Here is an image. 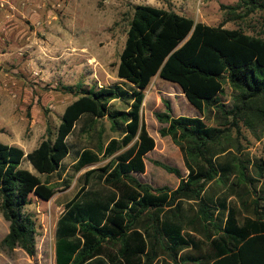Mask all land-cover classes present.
<instances>
[{
  "label": "trees",
  "instance_id": "obj_1",
  "mask_svg": "<svg viewBox=\"0 0 264 264\" xmlns=\"http://www.w3.org/2000/svg\"><path fill=\"white\" fill-rule=\"evenodd\" d=\"M221 8L224 19L209 25L171 9L134 5L117 67L120 81L89 88L64 85L76 99L57 129L48 127L30 152L0 141V212L9 222L1 241L5 250L21 248L31 258L37 254V223L26 208L33 196L48 201L57 193L52 176L75 147V173L105 162L78 179L76 194L65 203L55 231L56 264H137L151 250L141 232L146 222L156 243L161 231L167 233L163 246L174 259L192 243L200 249V242L181 233L189 226L209 243L207 253L191 257L194 263L264 264V197L257 189L264 159L244 153L247 133L257 140L264 136V0H238ZM254 15L263 21L257 33L225 27ZM157 75L177 84L200 113L217 112V124L209 125L203 115H175L164 99L165 110L154 113L162 124L159 134L172 139L188 170L184 176L179 167L153 161L176 175L175 189L134 175L146 171V156L158 145L143 110ZM227 84L231 106L223 100ZM117 100L124 107H117ZM103 119L114 133L108 139L106 127L99 125ZM78 124L87 142L71 145ZM25 159L36 173L21 166ZM72 181L73 176L65 186ZM234 198L250 214L242 223ZM117 242L121 246L114 251Z\"/></svg>",
  "mask_w": 264,
  "mask_h": 264
},
{
  "label": "rangeland",
  "instance_id": "obj_2",
  "mask_svg": "<svg viewBox=\"0 0 264 264\" xmlns=\"http://www.w3.org/2000/svg\"><path fill=\"white\" fill-rule=\"evenodd\" d=\"M238 0H10L0 1V15L8 13L11 19L0 20V141L22 147L26 153L35 149L47 135V128L57 129L65 107L76 99L65 93L64 85L83 84V87L108 86L119 82L117 67L126 41L128 23L136 4L151 3L157 7L176 10L209 25H218L226 14L222 4L234 5ZM261 15H254L242 22L230 21L227 28H243L248 33L262 29ZM168 86L171 82L158 78L147 88L148 95L143 105L144 120L149 133L158 144L147 156L145 174H136L153 185H168L173 188L178 179L175 174L153 163L154 160L180 166L187 173L180 149L168 137H161L162 126L155 118L156 111L165 110L164 99L171 97L175 114L184 116L203 115L209 125H216L217 112L206 110L200 113L186 98L181 101L180 91ZM160 86V88H158ZM178 87V86H177ZM158 91V103L153 106V91ZM232 89L225 86L224 103L231 106ZM117 107H124L120 101ZM153 106V107H152ZM107 129L105 138L114 135L107 119L99 121ZM76 132L69 138L71 145L87 142ZM244 142L245 155L264 159V136L255 139L249 133ZM79 135V136H78ZM82 143V144H83ZM64 160L63 168L52 176L59 190L48 201L33 196L27 211L33 214L37 223L36 240L39 255L34 259L16 248L12 252L1 246L9 231V222L0 212V264H55L54 237L58 218L65 203L78 190L80 173L93 169L84 168L75 175L72 184L65 186L75 173L73 163L75 152ZM105 161L96 165L98 167ZM22 167L33 170L25 159ZM36 173V172H35ZM45 179V176H41ZM257 189L264 197V179L257 183ZM255 193L252 194L253 199ZM233 201L241 207L238 199ZM261 203L264 201L261 200Z\"/></svg>",
  "mask_w": 264,
  "mask_h": 264
},
{
  "label": "crops",
  "instance_id": "obj_3",
  "mask_svg": "<svg viewBox=\"0 0 264 264\" xmlns=\"http://www.w3.org/2000/svg\"><path fill=\"white\" fill-rule=\"evenodd\" d=\"M1 2H7V1H10V0H0ZM25 0H21V2H24ZM147 4H151V3H147ZM151 5H153V4H151ZM161 8H163V7H161ZM174 11H176V10H174ZM177 13H179L178 11H176ZM181 14V13H180ZM12 17H11V15H9L8 13H3V15H0V20H7V19H11ZM158 78H160L158 75L157 76H155L154 78H153V80H152V82H151V85H152V83L154 82V80L155 79H157V81H158ZM160 84V86H164L166 89L165 90H168L169 88H173L175 91H180L181 93V95H180V99H181V101H183L184 100V98H186L185 97V95H184V93L182 92V89L177 85V84H175V83H170L168 86H165L164 84H163V82L161 83H159ZM150 86V85H149ZM160 86L158 87V88H160ZM178 86V87H177ZM157 92L158 91H153L152 92V95L155 97V101H154V103H153V106H155L157 103H158V98H157V96H156V94H157ZM147 97H148V95H146V97H145V100H144V103H143V105L145 104V102H146V99H147ZM169 99L168 100H170L171 101V103H172V100H171V97H168ZM118 101V100H117ZM117 101H115V102H117ZM116 105V104H115ZM172 105H173V103H172ZM152 106V107H153ZM66 108V107H65ZM173 108H174V105H173ZM144 109V108H143ZM65 110V109H64ZM160 111H163V110H160ZM64 112V111H63ZM179 112H181L180 114L178 113V115L177 116H179V115H183V113H182V111H179ZM174 113H175V108H174ZM176 115V114H175ZM195 116H197V115H195ZM148 129V128H147ZM156 141V140H155ZM155 148H156V146H155ZM155 148L152 150V151H150L148 154H147V156L150 154V153H152L154 150H155ZM147 156H146V159H147ZM66 159V158H65ZM145 159V162H146V167H147V160ZM76 162V156H75V161H74V163ZM64 163V162H63ZM73 163V164H74ZM95 166L96 165H89V166H86V167H84V168H87V167H93V168H95ZM176 167H179L181 170H182V168L180 167V166H176ZM83 168V169H84ZM27 169H29V168H27ZM82 169V170H83ZM81 170V171H82ZM81 171H79V172H81ZM188 171V170H187ZM78 172V173H79ZM86 172V171H85ZM85 172H82V173H80V175H78V178H77V182H78V179L85 173ZM182 172H183V174H184V176H186L187 175V173H185L183 170H182ZM75 173V172H74ZM78 173H75L74 175H73V180H74V177H75V175L76 174H78ZM146 173V171L144 172V173H134V175L137 177V178H139L136 174H145ZM140 179V178H139ZM141 181H143V182H147V183H149L148 181H144V180H142V179H140ZM73 182V181H72ZM72 184V183H71ZM150 184H152V183H150ZM153 185V184H152ZM179 185V179H177L176 180V182H175V184H173V188L172 189H175L177 186ZM153 186H155V185H153ZM158 186H164V185H156L155 187H158ZM168 186V185H167ZM170 187V186H169ZM239 211H240V214H239V216H238V218H239V222L240 223H242L243 221H244V217L245 216H247V215H250L249 214V212H245V210H244V207H236ZM64 211V210H63ZM226 216H227V214H226ZM59 219V218H58ZM225 220H226V218H225ZM163 223H164V221L163 220H161L160 222H159V224L161 225H163ZM146 225L144 226L145 228H142V230H141V232H142V234H143V236L145 237V239H146V241H147V245H148V249H151L148 253H145V254H142L141 255V259L139 260V261H137V264H196V263H194L193 262V260L191 259V257H193L194 255H199V254H205V253H207L208 252V241L205 239V237H204V235L201 233V232H196V231H192L191 229V227H189V226H187L186 227V229L185 230H183L181 233L182 234H186L187 236H188V234L189 235H191V237H193L192 239L194 240V241H196V242H200V249H194V247H193V243L191 244V246L190 247H188V248H186V249H184V250H181L178 254H177V256H176V258L174 259V257H173V254L172 253H170V251H168L164 246H163V240L164 241H166L167 240V238H166V232L165 231H161L160 232V235H159V237H160V241L158 242V243H156L155 242V239H154V230L152 229V228H150V229H148V230H146V227H150L151 226V222H146L145 223ZM56 225H57V223H56ZM55 231H56V228H55ZM161 236H163L162 238H161ZM188 237H190V236H188ZM120 243H118L117 242V245H116V247L115 248H113V250L114 251H117L119 248H120ZM152 248H153V250H152ZM37 255H39V247H38V244H37V254L34 256V257H32L33 259L37 256ZM54 260H55V237H54ZM55 264H56V262H55Z\"/></svg>",
  "mask_w": 264,
  "mask_h": 264
}]
</instances>
